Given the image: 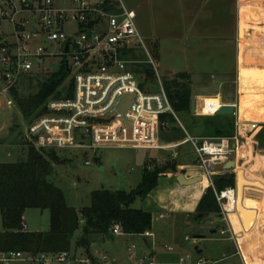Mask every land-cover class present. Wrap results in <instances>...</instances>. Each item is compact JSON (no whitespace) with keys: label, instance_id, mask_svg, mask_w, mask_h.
Here are the masks:
<instances>
[{"label":"built area","instance_id":"2783aa9c","mask_svg":"<svg viewBox=\"0 0 264 264\" xmlns=\"http://www.w3.org/2000/svg\"><path fill=\"white\" fill-rule=\"evenodd\" d=\"M71 24L77 26L76 31H69ZM137 48L146 54L147 61L136 52L139 58L132 57L131 52ZM51 60H59L60 68L65 67L70 72L73 92L71 96L66 94L48 100L42 107V114L28 122L23 116L26 125L17 144L26 150L175 151L182 144L190 143L197 161L179 168L178 172L195 174L194 178L202 180L207 178L208 186L214 188L213 178L233 172L225 169L226 164L237 158L243 138L259 126L258 123H241L237 104L221 101L223 104L218 110L206 113L210 103L200 98L196 100V115L199 116L217 117L224 106L234 107L236 129L233 136H191L180 125L185 139L160 146L159 135L168 125V121H161V118L172 115L177 119L176 113L157 76V66L143 41L136 13L125 7L122 0H0V112L6 108H19L15 89L45 72L44 64ZM144 65L155 72L159 92L142 89L140 79L145 75L137 74L135 70ZM125 97H131V101L120 113L118 109ZM174 157H177L175 153ZM159 162L150 159L146 167L152 171ZM85 164L90 166L92 163L87 161ZM216 198L221 219L226 223L220 234L230 235L236 244L237 255L242 264H246L230 218L237 212L238 189L227 188L217 193ZM160 218L164 219V216ZM22 228L28 232L25 220ZM111 234L115 237L127 235L119 223L113 226ZM130 236L139 237L148 251L134 255L136 247L132 246L128 249V264H159L158 242L153 232ZM186 241L196 243L195 239L186 238ZM163 249L173 251L168 246ZM100 262L121 264L106 254ZM0 264L99 263L88 256L77 259L70 250L54 255L3 252L0 253ZM196 264L214 263L200 258Z\"/></svg>","mask_w":264,"mask_h":264},{"label":"rangeland","instance_id":"374dc122","mask_svg":"<svg viewBox=\"0 0 264 264\" xmlns=\"http://www.w3.org/2000/svg\"><path fill=\"white\" fill-rule=\"evenodd\" d=\"M122 2L125 7L132 9L133 6L131 7V5L135 3V0H122ZM187 19L189 26L196 25L194 18ZM76 29L77 26L71 24L69 31L74 32ZM228 31L231 33L230 23ZM141 35L155 60L157 76L162 83L179 74L188 73L191 76L190 89L192 99L198 100L203 97L219 95L221 101L237 104V112L240 111L239 106L241 103L237 100L240 93V71L238 60L236 61V58H239V54L238 56L236 54L234 39H230L232 42H226V40L218 38L206 39L200 36L196 39H191L189 36L188 39L185 37L186 40L182 42L180 38L172 39L170 36H164L159 42L158 40L148 38L147 34L144 35L142 32ZM262 49L264 50V47ZM135 52L141 59L148 60V57L141 48L135 49ZM44 66L45 72L57 73L60 71L61 65L59 60H51L49 62L46 61ZM45 72L38 75L37 79L39 81H43L44 77L48 76ZM37 79H34L32 84L24 82L18 87L21 97L33 96L38 93L39 85ZM145 79V76L142 77L140 82L144 84L146 91L156 93L160 91L157 79L156 82ZM70 83L71 78L69 77L62 88H60L62 96L66 95ZM249 84L252 85L254 93L264 95V86L259 85L256 80L251 79ZM251 89H248V93L252 92L250 91ZM255 107L256 111L253 114L257 115L261 106L258 104ZM1 113L6 114L7 124H4V121L1 120ZM176 117V122L168 121L167 129L161 131L159 135L160 143L169 144V141L177 143V140L182 139L185 135L173 131L175 128H180V125L191 136L215 138L212 137L213 133H208L206 130L208 121H210L209 117H200L188 112L177 113ZM250 119V121H260L259 123L264 128V120H259L258 118V120L256 118ZM231 120L235 124V130L236 120L232 116ZM24 121L25 119L19 108L11 110L6 108L0 112V164L17 163L27 160L28 153L26 150L18 151L13 149V147H8L20 142V134L24 131L26 125ZM258 150H261L260 147H256V150H254L255 155L258 154ZM57 153L61 162L54 164V171L50 177V181L64 192L66 203L70 207H74L79 215L82 208L91 205V194L94 191L104 189L130 192L135 190L141 182L146 162L150 160V157H158L160 162L157 165L161 167L168 161L176 158L174 157V153L178 154L175 160L179 164L192 165L197 161L195 150L190 143L182 144L175 151H135L114 148L97 152L69 150L57 151ZM259 154L264 155V151L259 152ZM250 156L252 155L250 154ZM95 158L100 159V162L97 163ZM87 161H90L92 164L87 166L85 164ZM246 167H250V164ZM172 182L173 180L171 181L165 176L161 177L159 186L144 201L137 199L132 205L135 209H142L153 215L152 231L158 242L159 264H196L200 258L207 259L214 264H242L240 258L235 256L237 252L236 244L231 240L230 235H221L220 232L214 233L215 226L211 218L194 219L193 217L196 215L195 211L189 214L190 218L182 211L169 213L166 203L173 199L171 196ZM254 194H257L254 195L256 197L254 199L259 200H255L257 204H253L252 207L255 211H260L264 209L262 208L264 205L260 207L261 204L259 202L264 197V194ZM32 214L39 215L35 220L40 227L34 232L41 231L42 229L48 231L50 228L49 211L30 209L25 213V216H33ZM161 215L164 216V219L160 218ZM211 217L217 218L215 216ZM230 218L233 225L232 228L235 230L232 216ZM252 218H254L255 224L244 227L247 230L245 232L246 236L250 239L252 238L251 242L248 244L242 243L239 239L242 233L234 231V234H236V239H239L240 250L246 264H264V219L259 216H252ZM44 220L45 224H43ZM25 223L28 224L26 219ZM220 227L226 228V223L223 220L220 222ZM2 230L3 225L0 215V232ZM80 235L81 230L76 234L71 248L77 259L88 256L84 248L76 246ZM186 238L190 240L195 239L196 243L193 244L191 241H186ZM132 246L136 247L134 255L148 251L139 237L130 235L115 237L112 234L106 238L93 236L89 250L92 257L99 264H101V257L105 254L111 260L121 264H128L130 257L128 249ZM163 246L171 247L173 251L168 252L163 249ZM198 251H202V253L198 254ZM180 260H186V262L181 263Z\"/></svg>","mask_w":264,"mask_h":264},{"label":"trees","instance_id":"16d2710c","mask_svg":"<svg viewBox=\"0 0 264 264\" xmlns=\"http://www.w3.org/2000/svg\"><path fill=\"white\" fill-rule=\"evenodd\" d=\"M131 53L133 58H139L135 50ZM135 72L145 75V80L156 82L155 72L149 66H141ZM46 74L48 76H45L43 81H39L38 76L29 79V84H32L34 79L38 81L39 91L36 95L21 97L18 89L14 91L17 105L26 120L30 121L40 116L43 112L42 107L50 98H61L60 88L70 77V72L65 67H61L57 73ZM163 84L174 112L176 114L191 113L190 74H179L172 79L165 80ZM141 87L146 91L144 84L141 83ZM72 92L73 84L71 83L66 93L67 96H71ZM208 119L210 121H208L206 130L208 133H213L212 137L233 136L235 124L231 117L217 116ZM161 121L176 122L172 115L162 116ZM173 131L185 135L177 140L178 142L185 139L186 134L181 127ZM263 133L264 128L255 140L256 145L257 142L261 143H258L260 147L264 142ZM27 151L26 161L0 164V215L3 225V230L0 232V253L18 251L36 255H54L67 252L72 250L75 236L81 230L76 246L84 248L88 257L95 259L89 250L92 237L110 236L113 226L117 223L122 225L127 235L153 232L152 213L135 209L132 205L137 199L144 201L159 186L163 175L177 173L180 166L175 159L168 161L162 167L156 165L152 171L145 166L142 181L135 190L130 192L104 189L94 191L91 194V205L81 209L80 217L77 210L66 203L64 192L50 181L54 164L61 162L57 151L33 149ZM95 161L99 163L100 159L95 158ZM183 174L189 177L188 179L197 176L185 172ZM208 184L207 179L204 178L202 186L207 188ZM213 184L214 188H207L199 200L194 219H199L200 216L201 218L211 216L220 218L221 209L216 194L227 188H235L237 177L234 173L217 175L213 178ZM30 209L49 211L50 228L48 231H23L24 215Z\"/></svg>","mask_w":264,"mask_h":264},{"label":"crops","instance_id":"0c3cea01","mask_svg":"<svg viewBox=\"0 0 264 264\" xmlns=\"http://www.w3.org/2000/svg\"><path fill=\"white\" fill-rule=\"evenodd\" d=\"M131 7L132 9L130 10L136 13V21L139 30H141L140 32L144 35L147 34L148 38L159 42L164 36H170L172 39L180 38L182 42L188 39L189 36L191 39H196L200 36L206 39L218 38L224 39L226 42L234 39L236 54L237 56L239 54V58H236L240 71L239 92L241 95L239 93V97H237V100L241 103L239 106L240 111L238 112L239 119L244 124L256 122L259 124L254 131L243 138V145L234 160L235 168L233 172H230L237 177L236 188L239 193L237 212L231 215L235 227V230L234 228L233 230L236 233H242L239 237L240 241L248 244L252 241V238L250 239L246 236L245 232L247 230L244 227L255 224L252 216H259L264 219V209L255 211L252 207L253 204H257L255 200H259L254 199L256 198L254 195H257L254 193L264 194V155L259 154V152L264 151V143L262 142L261 147L258 146V143L261 144L260 142H257V145L255 143L257 135L263 128L261 123H259L260 121H250V118L264 120V95L254 93L252 85L249 84L250 80L254 79L259 85L264 86V50L262 49L264 47V0H135ZM187 18H194L196 25L189 26ZM229 23L231 33L228 31ZM185 37L187 38L185 39ZM231 88L233 89L232 86ZM249 88H252L250 90L252 91L251 93H248ZM203 100L210 103L205 109L206 113L218 110L223 104L219 95L203 97ZM258 104L261 107L258 111L259 114L255 115L253 113L256 111L255 106ZM5 115L1 113V120L4 121V124H7L8 120ZM160 144V146L166 145ZM8 147H13V149L18 151L26 150L19 147L17 143ZM256 147H260L261 150H258V154L255 155L254 150H256ZM176 155L178 157V154ZM150 159L159 161L158 157H150ZM249 164L250 167H246ZM187 166L189 164L180 163L178 170ZM177 173L162 176L169 178L171 181L173 180L171 191L173 199L166 203V208L170 210L169 213L182 211L189 217V214L196 210L199 200L209 186L204 188L202 182L193 186H182L178 182V177L181 174ZM186 178L188 179L189 177ZM259 202L261 204L260 207H262L264 205V197ZM32 215H24V220L28 221L29 232L31 230L34 232L40 227L35 220L39 215ZM48 215L50 217V213ZM209 218L212 219L215 226V231L213 232H220L222 229L220 227L221 217ZM43 224H45V220ZM239 239H237L238 245ZM235 256H238L237 252Z\"/></svg>","mask_w":264,"mask_h":264},{"label":"water","instance_id":"95a60500","mask_svg":"<svg viewBox=\"0 0 264 264\" xmlns=\"http://www.w3.org/2000/svg\"><path fill=\"white\" fill-rule=\"evenodd\" d=\"M93 26V24L90 25V28ZM131 101V97H125L123 99V101L121 102L118 111L120 113H123L124 110L127 108V106L129 105ZM191 113L192 114H196V99H192L191 100ZM235 114V109L232 106H224L223 108L220 109V111L218 112V115L220 116H233ZM235 168V162L231 161L228 164H226L225 169L226 170H234ZM202 181L201 178H194V179H187L184 175H180L178 177V182L182 185V186H193L195 184H198ZM202 216H200L201 218ZM44 232V229L41 231ZM195 238H199V237H195ZM201 251H198V254H201Z\"/></svg>","mask_w":264,"mask_h":264},{"label":"bare ground","instance_id":"6f19581e","mask_svg":"<svg viewBox=\"0 0 264 264\" xmlns=\"http://www.w3.org/2000/svg\"><path fill=\"white\" fill-rule=\"evenodd\" d=\"M207 179V178H206ZM207 181H208V179H207Z\"/></svg>","mask_w":264,"mask_h":264}]
</instances>
